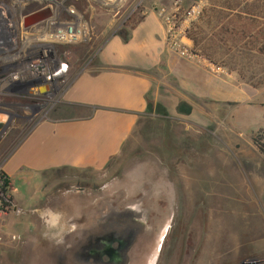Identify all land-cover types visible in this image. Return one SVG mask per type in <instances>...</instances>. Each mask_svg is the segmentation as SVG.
Listing matches in <instances>:
<instances>
[{"label":"rangeland","instance_id":"rangeland-1","mask_svg":"<svg viewBox=\"0 0 264 264\" xmlns=\"http://www.w3.org/2000/svg\"><path fill=\"white\" fill-rule=\"evenodd\" d=\"M177 1L0 0V9L8 13L19 38L38 35L45 27L25 28L27 16L49 8L51 18L66 22L74 10L88 26L89 36L75 45L57 46L55 55L65 60L64 55L71 54L70 71L80 72L94 66L112 36L131 34L134 22ZM196 3L202 6V15L190 25L188 38L196 52L225 72L217 75L201 67L210 77L211 94H201L200 86L183 87L184 81L163 68L162 103L154 108L152 102L122 154L105 169L62 170L31 184L20 175L8 188L0 185V202L7 203L0 217V264L34 263L38 234L57 201L76 194L91 196L97 188L107 190L121 183L138 185L143 177L160 178L163 197L170 201L168 222L159 237L158 264L183 263L193 219L197 243L190 264H240L264 255L236 262L228 255L238 249L236 222L251 214V208L235 200L236 188L246 183L264 192V155L253 143V136L264 128V0H181V11ZM10 69L2 70L0 64V174L20 141L57 108L70 81L67 78L59 89L54 105L9 86ZM181 102L192 107L190 115L177 113L175 106ZM70 208L62 210L69 216ZM252 214L264 220V198Z\"/></svg>","mask_w":264,"mask_h":264},{"label":"crops","instance_id":"crops-1","mask_svg":"<svg viewBox=\"0 0 264 264\" xmlns=\"http://www.w3.org/2000/svg\"><path fill=\"white\" fill-rule=\"evenodd\" d=\"M164 45V28L155 10L131 32L128 42L117 35L106 41L91 69L70 71L57 108L5 159L2 172L10 182L20 175L31 184L62 170L105 169L122 154L152 102L154 108L162 103L163 68L184 81L183 87L200 86L201 94L210 95V77L203 68L179 60ZM235 196L239 206L251 208V214L236 222L240 223L234 233L238 249L228 253L236 262L264 254V220L252 214L264 192L242 183Z\"/></svg>","mask_w":264,"mask_h":264},{"label":"flooded vegetation","instance_id":"flooded-vegetation-1","mask_svg":"<svg viewBox=\"0 0 264 264\" xmlns=\"http://www.w3.org/2000/svg\"><path fill=\"white\" fill-rule=\"evenodd\" d=\"M159 179L143 177L138 185L121 183L57 201L38 234L33 264H158L170 203ZM67 205L73 212L69 216L62 210ZM195 223L182 264H190L195 253Z\"/></svg>","mask_w":264,"mask_h":264},{"label":"built area","instance_id":"built-area-1","mask_svg":"<svg viewBox=\"0 0 264 264\" xmlns=\"http://www.w3.org/2000/svg\"><path fill=\"white\" fill-rule=\"evenodd\" d=\"M180 4L181 0L171 7L156 10L164 28L165 48L179 58L214 74H225L222 68L196 52L188 38L187 30L190 25L202 15L201 4L196 3L185 11H181ZM69 14L72 18L70 21L59 22L54 17L49 18L41 23L45 27L40 34L27 33L19 38L8 13L0 9V16L4 17L0 22L1 69L13 67L6 78L9 80V86L19 94L38 97L55 105L59 89L67 84L72 61L71 54H65V60L56 56L55 48L78 44L89 36V28L81 17L74 10H70ZM20 44L21 50L18 49ZM2 180L4 181H1L0 185L5 181H9L10 184L7 176ZM2 207L3 204L0 202V217L4 215ZM240 264H264V255L248 258Z\"/></svg>","mask_w":264,"mask_h":264},{"label":"trees","instance_id":"trees-1","mask_svg":"<svg viewBox=\"0 0 264 264\" xmlns=\"http://www.w3.org/2000/svg\"><path fill=\"white\" fill-rule=\"evenodd\" d=\"M144 18H141L140 20H138L137 22H134L131 27L130 30L133 31L142 21ZM122 37V39L125 42H128L129 40V36L130 33L124 34V35H120ZM192 107L187 104L186 102H181L178 106H177V113L180 115H184V116H188L192 113ZM149 112V111H148ZM253 143L256 146V148L258 149L259 153L264 155V128H261L254 136H253ZM6 175L2 172L0 174V182L4 181L2 180ZM9 185V181H5L4 184L1 186L2 188L4 187V189L8 188ZM11 201V200H10ZM4 207L7 206V203L3 204Z\"/></svg>","mask_w":264,"mask_h":264},{"label":"water","instance_id":"water-1","mask_svg":"<svg viewBox=\"0 0 264 264\" xmlns=\"http://www.w3.org/2000/svg\"><path fill=\"white\" fill-rule=\"evenodd\" d=\"M52 14H53L52 10H50L49 8L35 12V13L27 16L24 19V27L25 28H31V27H34L36 25H39V24L43 23L44 21L48 20L49 18H51ZM43 91L44 90H42V92ZM153 264H155V263H153Z\"/></svg>","mask_w":264,"mask_h":264}]
</instances>
